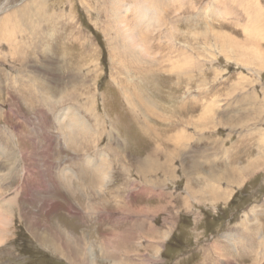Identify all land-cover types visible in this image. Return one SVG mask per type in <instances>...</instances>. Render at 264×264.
I'll return each instance as SVG.
<instances>
[{"label": "rangeland", "instance_id": "1", "mask_svg": "<svg viewBox=\"0 0 264 264\" xmlns=\"http://www.w3.org/2000/svg\"><path fill=\"white\" fill-rule=\"evenodd\" d=\"M1 148L0 264H264V0H0Z\"/></svg>", "mask_w": 264, "mask_h": 264}, {"label": "bare ground", "instance_id": "2", "mask_svg": "<svg viewBox=\"0 0 264 264\" xmlns=\"http://www.w3.org/2000/svg\"><path fill=\"white\" fill-rule=\"evenodd\" d=\"M154 1V0H153ZM155 2H157V1H155ZM151 3V2H150ZM153 3V2H152ZM157 4V3H156ZM152 5V4H151ZM149 21V20H148ZM164 22V21H163ZM146 33V32H145ZM4 36V35H3ZM137 36V35H136ZM136 36H133V38H132V40L134 41V40H136V39H138ZM132 41V42H133ZM135 42V41H134ZM139 44V43H138ZM253 53V52H252ZM261 53V52H260ZM68 111V110H67ZM70 115V114H69ZM59 116V115H58ZM66 116H68V112H65V114H62L61 116H60V118L62 119V120H64V118L66 117ZM72 116H74L73 118H74V120H73V122H74V125L72 126V127H74L76 124V128L77 127H81V128H83V130H89V124L86 122V121H84V119H82L78 114H72ZM60 118H58V119H60ZM69 118H71V117H69ZM60 119V120H61ZM70 123H72V120H71V122ZM88 124V125H87ZM74 127V128H75ZM72 129V128H71ZM76 130V129H75ZM80 130V129H79ZM71 135V133H69V136ZM72 137V136H71ZM71 137H69V138H71ZM1 145H3V144H1ZM5 147V146H4ZM2 149V148H1ZM0 149V156H2L3 154H5V150H6V148L5 149H2L1 150ZM7 154V153H6ZM98 167V166H97ZM66 177V176H65ZM1 186V185H0ZM3 186V185H2ZM3 188V187H2ZM1 190V189H0ZM213 190V191H212ZM209 193L211 194V195H216L217 193H220V190L218 189V190H216L214 187H211L210 188V190H209ZM224 193V192H223ZM225 194V193H224ZM12 203V202H11ZM8 211H9V203H5L4 201H0V222L1 223H4V221H5V219L7 218V214H8ZM9 216V215H8ZM2 225V224H1ZM0 225V226H1ZM1 229H0V236H2V235H4L3 234V232L1 231L2 230V227H0ZM4 230V233H5V229H3ZM226 258H228V257H226ZM228 260V259H227ZM230 260V259H229ZM229 260H228V262H229ZM227 262V263H228ZM221 263V261L219 260H217V262H216V264H220Z\"/></svg>", "mask_w": 264, "mask_h": 264}]
</instances>
